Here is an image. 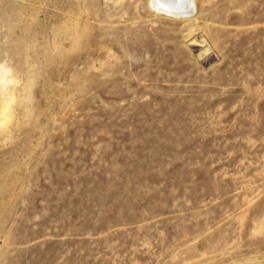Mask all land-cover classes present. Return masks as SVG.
<instances>
[{
  "label": "rangeland",
  "instance_id": "374dc122",
  "mask_svg": "<svg viewBox=\"0 0 264 264\" xmlns=\"http://www.w3.org/2000/svg\"><path fill=\"white\" fill-rule=\"evenodd\" d=\"M151 1L0 0V264H264V0Z\"/></svg>",
  "mask_w": 264,
  "mask_h": 264
},
{
  "label": "bare ground",
  "instance_id": "6f19581e",
  "mask_svg": "<svg viewBox=\"0 0 264 264\" xmlns=\"http://www.w3.org/2000/svg\"><path fill=\"white\" fill-rule=\"evenodd\" d=\"M151 6L177 19H192L197 10L196 0H152ZM6 111L4 110V113Z\"/></svg>",
  "mask_w": 264,
  "mask_h": 264
},
{
  "label": "clouds",
  "instance_id": "9594fccd",
  "mask_svg": "<svg viewBox=\"0 0 264 264\" xmlns=\"http://www.w3.org/2000/svg\"><path fill=\"white\" fill-rule=\"evenodd\" d=\"M12 70L8 67L7 62L0 63V74L11 75Z\"/></svg>",
  "mask_w": 264,
  "mask_h": 264
}]
</instances>
